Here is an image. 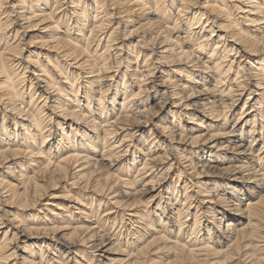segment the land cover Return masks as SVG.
Returning <instances> with one entry per match:
<instances>
[{
	"label": "bare ground",
	"instance_id": "1",
	"mask_svg": "<svg viewBox=\"0 0 264 264\" xmlns=\"http://www.w3.org/2000/svg\"><path fill=\"white\" fill-rule=\"evenodd\" d=\"M258 138L264 0H0V264H163V250L164 264H201L249 245L253 257ZM227 148L250 195L199 179Z\"/></svg>",
	"mask_w": 264,
	"mask_h": 264
},
{
	"label": "rangeland",
	"instance_id": "2",
	"mask_svg": "<svg viewBox=\"0 0 264 264\" xmlns=\"http://www.w3.org/2000/svg\"><path fill=\"white\" fill-rule=\"evenodd\" d=\"M158 98H160V95H158ZM152 99L153 98H150L151 102L153 101ZM153 102L155 103V100ZM243 104H244V101H240L239 104L237 105V107L235 106L236 110L232 114V116L229 118V123H230L229 127L230 128L235 123L236 117L239 115V112H240ZM162 116H163V114H162ZM209 122H211V121H209ZM249 127L250 126H247L246 131L249 130ZM236 139L238 140L240 138H236ZM258 139L259 140L257 142H254V144L252 145L253 147H252L251 150H253V151L251 153H249L248 155H256L257 153L258 154L260 153L259 151L261 149V145L264 143V139H262V138L261 139L258 138ZM247 144H249V141L247 142ZM234 150H236V149H234ZM214 151H215V149H214ZM229 151H232L231 148H227V150H225V151H221V152L219 151L221 153V159H219L220 162L213 163V164H215L214 167H212L213 169H206L208 171L204 170V173L200 174L201 178L199 177V179L201 180L202 185H204L205 187H207L209 189L210 188L212 189L213 187L216 189L220 185H222L223 188H226L225 186L229 187L228 184H231V186H233L232 184L235 183L238 188H240V187L244 188L246 190V192L248 193V195H250V193H251V195H253V196H251L252 199L255 197L254 200H259L261 198V196L264 195V190H262L263 188L261 189V187H264V186H261V185H259L257 183L256 184L250 183L251 185H249V186H251V189H252V191L250 192L247 189L248 185H246V183H244V182H233L232 180H230L233 171H231V170L226 171L224 169V167L230 166L229 163H231V165H236V164L232 163L230 159H227L231 154H233V151L232 152H229ZM202 155H204V153H202ZM204 157L208 158L207 155H204ZM255 158H256V156H254V161H255ZM254 166L258 167L259 165H257V163H256V165H254ZM263 167H260V166L258 167V168H260L261 172H264ZM114 170H115V168H114ZM199 170L201 171L202 169H199ZM134 173L135 172H133V174ZM169 175H170V177H169V180L167 182V185L170 186L171 188L172 187L173 188L177 187V189L181 190L180 193L184 194V192L186 191V188L183 187L182 180L179 181L178 177L176 176L175 173H169ZM194 176H196V175H194ZM177 183H178V185H177ZM254 188H255V190H254ZM62 189L63 188H59L58 190H62ZM143 195H141V196H143ZM144 197H146V198H144V199L142 198L143 202H144L145 199H146L145 200V202H146L147 199L149 200L150 194H145ZM67 203L69 204V208H66V209H67L68 213H72V215H73L75 209L73 208L72 204H70L69 202H67ZM219 209L221 210V209H226V208H223V207L220 206ZM226 210H227L226 212H228V214H230V213H234L235 214L237 212L234 209H231V210L226 209ZM34 218H38V217L34 216ZM110 224H111V228H109V227L108 228L111 229V231H113V233H115L117 237L120 238V236H121L122 238H126L127 233L129 234V232H127L128 228L125 225H122L123 223H120L119 220L114 225H112L111 222L109 223V225ZM237 225H238V223H237ZM239 225L241 226V223H239ZM172 228H174V231L176 233L179 231L178 227H172ZM263 230H264V227H263ZM190 233H191V231L188 232V234H187L188 237L190 236ZM262 234L264 236V231L262 232ZM168 236H170V235L168 234ZM253 239L251 240V242H255V238H253ZM39 240H40V242H39ZM42 240L43 239H40V237L36 236V237H33L29 243L31 245H35V244L41 243ZM167 244H168L167 242H160L159 246H165ZM228 244L229 243H223V247L222 248L226 249ZM241 245H242V243H241ZM214 247L217 248V249L219 248V247H216V246H214ZM261 248H262V246H261ZM252 249H253L252 246L249 245L247 248H242V250L238 251V253L235 252L236 249L230 248L229 250H227V252L222 253V254H220L219 256H216V257L214 255L207 256V257L206 256H201V258L204 259V262L202 261L201 264H264V254H262V252H264V249L263 248H262V250L260 249V251L255 252V255L253 257H250V252H251ZM231 253H233V255ZM242 253H243V255H242ZM80 256H82V255H80ZM160 256L163 259V261H162L163 264H164V262L172 261V259H173L171 254L167 255V253L164 252V250L160 254ZM79 257H77V259H79ZM204 257H206V258H204ZM259 258H260V260L257 261V259H259ZM250 261H251V263H250ZM175 264H178V263L175 262ZM186 264H194V263L187 262Z\"/></svg>",
	"mask_w": 264,
	"mask_h": 264
}]
</instances>
